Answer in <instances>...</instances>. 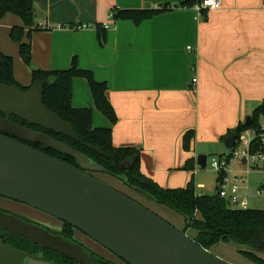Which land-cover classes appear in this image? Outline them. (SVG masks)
<instances>
[{
	"label": "crops",
	"instance_id": "crops-1",
	"mask_svg": "<svg viewBox=\"0 0 264 264\" xmlns=\"http://www.w3.org/2000/svg\"><path fill=\"white\" fill-rule=\"evenodd\" d=\"M187 1L198 0H34L37 26L48 29L28 38L25 28L24 41L33 66L63 71L76 60L107 83L115 125L95 108L85 79H74L72 105L92 109L95 128L112 127L115 147L139 148L146 178L167 189L194 180L198 194L206 195L211 182L197 158L225 145L229 132L264 102V0H223L221 9L203 16L195 5L182 6ZM163 7L170 10L139 25L110 18L116 8ZM97 25L109 26L103 44ZM23 26L12 14L0 20V48L13 58L17 82L30 87L31 68L10 38ZM190 130L195 139L185 151ZM191 159L194 170L186 168Z\"/></svg>",
	"mask_w": 264,
	"mask_h": 264
},
{
	"label": "water",
	"instance_id": "water-1",
	"mask_svg": "<svg viewBox=\"0 0 264 264\" xmlns=\"http://www.w3.org/2000/svg\"><path fill=\"white\" fill-rule=\"evenodd\" d=\"M44 87L42 81L28 91L0 84V113L5 115L0 117V197L72 226L126 264H230L138 201L91 175L107 173L103 166L43 132L12 122L10 117L16 116L81 142L73 125L46 107ZM235 143V136L226 139L228 154ZM34 144L73 157L80 168L35 149ZM87 146L107 156L95 146ZM197 163L205 169L207 156H199ZM0 227L31 240L42 251L51 249L77 263H87L90 258L83 246L1 211ZM34 263L56 264L48 262L43 253L31 254L0 241V264Z\"/></svg>",
	"mask_w": 264,
	"mask_h": 264
},
{
	"label": "trees",
	"instance_id": "trees-1",
	"mask_svg": "<svg viewBox=\"0 0 264 264\" xmlns=\"http://www.w3.org/2000/svg\"><path fill=\"white\" fill-rule=\"evenodd\" d=\"M199 1L201 0L197 2L187 1L182 6L194 7ZM167 10L170 9L165 7L155 9L116 8L112 12V17L114 21L129 20L139 25ZM7 14H12L23 22V27H14L11 30L10 38L19 45L22 60L31 68L32 85L37 81L44 83V103L46 107L64 121L72 124L81 142H77L66 135L56 134L55 132L31 125L16 116L10 117L12 122L35 131L43 132L49 137L68 145L103 166L107 170V173L103 174L120 180L139 195L145 197L150 195V199L153 201L182 216L185 222L183 232L193 231L194 236L189 235V237L204 249L212 252L213 248L221 244L244 247V250L248 252L240 251L243 257L255 264H264V259L258 256V252L264 253V210L239 209L231 206L228 200L220 197L219 186H217V193L215 195L208 196L198 194L194 180L185 188L167 189L146 178L141 172V150L139 148L115 147L112 139V127L95 128L93 126V110L90 108L77 109L72 105L73 81L76 78L85 79L89 84L95 108L110 121L111 125H115L117 123V115L107 97V83L97 81L93 72L80 68L76 60L72 63L71 68L63 71H44L33 66L31 44L24 41L26 37L25 28L30 30L28 38H31L32 32L48 29L37 26V12L34 0H0V20ZM96 27L99 32L100 42L103 44L107 36V29L101 25H97ZM0 84L18 86L24 91H28L32 86L23 87L17 82L14 76L13 58L5 55L1 48ZM0 117H5V115L0 113ZM263 121L264 102L254 111L248 122L240 124L235 130L229 132L230 136H235L236 138L234 148L238 145L239 139L246 131H257ZM194 139V130H190L184 135L183 147L185 151H190ZM87 145L95 146L107 156L91 150ZM33 147L80 168V165L73 157L62 155L54 150H47L40 144H34ZM234 148L227 156L228 162L232 157ZM259 151L264 152V149L254 141L252 152L256 153ZM186 168L194 170L195 162L193 159L189 160ZM225 176V172L218 173L217 183H221ZM122 178H125V181H122ZM261 188H264V186ZM27 221L34 223L29 220ZM75 231L78 230L66 223H64L61 231L49 229L50 233L62 236L70 243L80 244L74 238ZM0 240L16 249L31 254L43 253L48 262L54 261L57 264H118L89 249H86V251L90 254V261L88 260L87 263H77L51 249L42 251L40 246L34 244L31 240L4 230L1 227Z\"/></svg>",
	"mask_w": 264,
	"mask_h": 264
},
{
	"label": "rangeland",
	"instance_id": "rangeland-1",
	"mask_svg": "<svg viewBox=\"0 0 264 264\" xmlns=\"http://www.w3.org/2000/svg\"><path fill=\"white\" fill-rule=\"evenodd\" d=\"M247 138L251 139L252 136H249ZM219 146L218 147L213 146V147H210L208 150H206L208 165L202 171L204 172V174H206L205 177H203L204 181L208 180V183L209 181L211 182V184L208 187L210 188V191L208 189V192H206V195L208 196H213L217 193L216 179L218 177V173L217 171L214 170L212 166V163H211L212 159L222 158V160L224 161L228 156L225 145H222V146L219 145ZM245 148L246 147L243 144H239L234 148L233 155L230 158L227 165L225 166V169L229 173L230 176L236 175V174L238 176H241L244 174L246 170V165L245 163H243L241 159L235 157V154H237L238 152H241ZM95 176L107 182L108 184H110L111 186H113L115 189L122 192L123 194L138 201L143 206H145L147 209L151 210L152 212L160 216L162 219L170 223L176 229L180 231L184 230L185 222L182 216L169 210L165 206L158 204L157 202L153 201L152 199L148 197L139 195L136 191L126 186L123 182H121L120 180L114 177H111L110 175L95 173ZM263 184H264V172L252 169V173L249 176V184H242V185L248 186L247 191L243 190L242 193L245 192L246 195L248 196L249 209L264 210V194L260 196L258 195L260 191V187ZM0 208L7 209L10 212L16 215H19L21 217H24L29 221L39 223L45 226H49L51 227L50 229L60 230V228L57 229V226H61V223H59L55 218H52L51 216L41 211H38L30 206H27L25 204H21L19 202L0 197ZM193 233H194L193 231L189 230L187 232V235L194 236ZM74 238L80 244H82L83 247L88 248L89 250L105 257L106 259L116 262L118 264H125L124 262L119 260L114 254H112L110 251H108L107 249L99 245L98 243L94 242L93 240L89 239L83 233H80L79 231H75ZM244 249H245L244 247H237L232 244H221L213 248L212 252L213 254L223 258L226 262L230 264H255L240 254L241 253L240 251H243ZM258 256L264 259L263 252H258Z\"/></svg>",
	"mask_w": 264,
	"mask_h": 264
},
{
	"label": "built area",
	"instance_id": "built-area-1",
	"mask_svg": "<svg viewBox=\"0 0 264 264\" xmlns=\"http://www.w3.org/2000/svg\"><path fill=\"white\" fill-rule=\"evenodd\" d=\"M222 6L223 0H201L195 5V9L200 16H203L205 12L219 10L222 8ZM110 18L113 19L112 14ZM104 27L105 29L109 28L108 25H105ZM85 28L86 26H79L77 29L83 30ZM194 82L196 83L197 80H194ZM249 136H252V138L248 139L247 137ZM254 141H256V144L260 145V147L264 149V121L261 123L257 131H246L238 141V145L243 144L246 147L241 152L235 154V157L241 159L246 165V170L241 176H238L237 174L232 176L229 175L225 169V166L228 163L227 158L224 161L222 158H213L211 162L214 170L217 171V173H226V176L223 178L222 182L218 183L219 195L221 198L228 200L230 205L235 208H249L248 196L245 192L242 193L243 190L247 191L248 186L242 184H249V176L252 173V169L264 172V152H252ZM262 194H264V188H260L258 195L260 196Z\"/></svg>",
	"mask_w": 264,
	"mask_h": 264
},
{
	"label": "flooded vegetation",
	"instance_id": "flooded-vegetation-1",
	"mask_svg": "<svg viewBox=\"0 0 264 264\" xmlns=\"http://www.w3.org/2000/svg\"><path fill=\"white\" fill-rule=\"evenodd\" d=\"M33 146V145H32ZM91 175L92 176H94V177H96L95 176V173H91ZM112 177V176H111ZM0 211L1 212H4V213H8V214H11V215H14V216H17V217H19L20 219H22V220H24V221H26V222H28L27 221V219L26 218H22L21 216H19V215H16V214H14V213H12V212H10L9 210H7V209H4V208H0ZM52 218H54V217H52ZM26 219V220H25ZM57 220V219H56ZM59 223H61V226H57V229L58 228H60V230H56V231H61L62 229H63V227H64V223L63 222H61V221H59V220H57ZM28 223H30V222H28ZM33 224H37V225H39V226H42V227H44L45 229H47L48 231H49V229L51 228V227H49V226H45V225H42V224H39V223H33ZM51 230H54V229H51ZM81 233V232H80ZM90 239V238H89ZM79 245H81V244H79ZM83 246V245H82ZM84 249L86 250V249H88V248H85L84 247ZM90 261V260H89ZM50 263H56V262H50ZM57 264V263H56Z\"/></svg>",
	"mask_w": 264,
	"mask_h": 264
}]
</instances>
